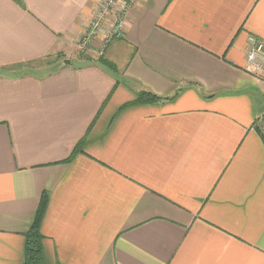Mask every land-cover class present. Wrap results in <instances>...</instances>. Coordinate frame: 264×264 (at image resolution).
<instances>
[{
  "label": "crops",
  "instance_id": "obj_1",
  "mask_svg": "<svg viewBox=\"0 0 264 264\" xmlns=\"http://www.w3.org/2000/svg\"><path fill=\"white\" fill-rule=\"evenodd\" d=\"M101 2L0 0V264L43 193V264H264V0H133L81 48Z\"/></svg>",
  "mask_w": 264,
  "mask_h": 264
},
{
  "label": "built area",
  "instance_id": "obj_2",
  "mask_svg": "<svg viewBox=\"0 0 264 264\" xmlns=\"http://www.w3.org/2000/svg\"><path fill=\"white\" fill-rule=\"evenodd\" d=\"M132 5L133 0H102L89 24L88 33L81 48H86L97 34L102 36L101 52L112 40L121 38ZM243 68L251 74L264 76V41L253 35L247 37Z\"/></svg>",
  "mask_w": 264,
  "mask_h": 264
},
{
  "label": "trees",
  "instance_id": "obj_3",
  "mask_svg": "<svg viewBox=\"0 0 264 264\" xmlns=\"http://www.w3.org/2000/svg\"><path fill=\"white\" fill-rule=\"evenodd\" d=\"M15 1L19 2L22 5L21 0H15ZM36 61H39V60H36ZM102 61L104 62V64L108 65L110 68H114L111 63H108L104 60ZM31 63L33 62L27 63L24 66L26 65L29 66ZM177 93L178 91L175 92L173 96L162 97V96H158L154 94L153 92L147 89H140L137 93V98L133 102L129 104H125V106L138 104V103L165 102L167 100L173 99ZM45 204H46V194L43 193L40 198L33 222L31 226L29 227V229L24 233V238H25L24 264H43V248H42L43 235L41 234L39 230V223L41 220V216H42Z\"/></svg>",
  "mask_w": 264,
  "mask_h": 264
},
{
  "label": "rangeland",
  "instance_id": "obj_4",
  "mask_svg": "<svg viewBox=\"0 0 264 264\" xmlns=\"http://www.w3.org/2000/svg\"><path fill=\"white\" fill-rule=\"evenodd\" d=\"M91 43V42H90ZM87 44L88 46L90 45ZM100 48V46H99ZM99 51V49H98ZM57 61V60H56ZM58 62H60V60H58ZM58 62H55V59L53 56H48L42 60H39V61H35L33 63H31L29 66L26 65L28 68V70L30 72H33V73H38V74H42L44 72H47L49 69H51L53 66L57 65ZM32 73V74H33Z\"/></svg>",
  "mask_w": 264,
  "mask_h": 264
},
{
  "label": "water",
  "instance_id": "obj_5",
  "mask_svg": "<svg viewBox=\"0 0 264 264\" xmlns=\"http://www.w3.org/2000/svg\"><path fill=\"white\" fill-rule=\"evenodd\" d=\"M63 62H64L65 64H67V63H69V60H64Z\"/></svg>",
  "mask_w": 264,
  "mask_h": 264
}]
</instances>
